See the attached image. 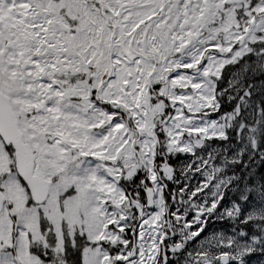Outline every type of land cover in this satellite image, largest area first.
<instances>
[{
	"label": "snow or ice",
	"instance_id": "1",
	"mask_svg": "<svg viewBox=\"0 0 264 264\" xmlns=\"http://www.w3.org/2000/svg\"><path fill=\"white\" fill-rule=\"evenodd\" d=\"M0 264H264V0H0Z\"/></svg>",
	"mask_w": 264,
	"mask_h": 264
}]
</instances>
